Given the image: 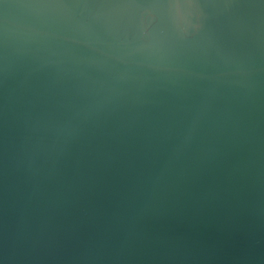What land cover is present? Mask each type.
Wrapping results in <instances>:
<instances>
[{"label": "water", "instance_id": "water-1", "mask_svg": "<svg viewBox=\"0 0 264 264\" xmlns=\"http://www.w3.org/2000/svg\"><path fill=\"white\" fill-rule=\"evenodd\" d=\"M0 264H264V0H0Z\"/></svg>", "mask_w": 264, "mask_h": 264}]
</instances>
